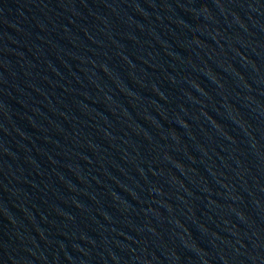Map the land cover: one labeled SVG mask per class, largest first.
Returning <instances> with one entry per match:
<instances>
[{
	"label": "water",
	"instance_id": "1",
	"mask_svg": "<svg viewBox=\"0 0 264 264\" xmlns=\"http://www.w3.org/2000/svg\"><path fill=\"white\" fill-rule=\"evenodd\" d=\"M0 264H264V0H0Z\"/></svg>",
	"mask_w": 264,
	"mask_h": 264
}]
</instances>
